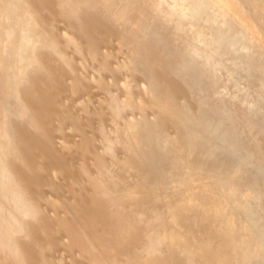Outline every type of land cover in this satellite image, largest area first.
Instances as JSON below:
<instances>
[{
  "label": "bare ground",
  "instance_id": "6f19581e",
  "mask_svg": "<svg viewBox=\"0 0 264 264\" xmlns=\"http://www.w3.org/2000/svg\"><path fill=\"white\" fill-rule=\"evenodd\" d=\"M55 14L76 29H55ZM103 32L130 43L121 59L96 54ZM80 40L90 76L76 67ZM176 45L187 58L174 64L160 51ZM238 49L259 53L256 68L264 62V0H0V264H55L44 250L56 241L71 264H264V142L255 139L254 150L237 138L232 111L205 96ZM162 63L196 109L174 95L179 85L155 75ZM123 70L131 77L118 81ZM91 80L103 93L94 112L100 146L90 165L79 160V177L69 176L71 194L43 210L35 185L54 187L52 174L63 171L49 126L69 119L85 137L81 148L94 138L77 111L52 124L43 118L46 89L85 91Z\"/></svg>",
  "mask_w": 264,
  "mask_h": 264
},
{
  "label": "rangeland",
  "instance_id": "374dc122",
  "mask_svg": "<svg viewBox=\"0 0 264 264\" xmlns=\"http://www.w3.org/2000/svg\"><path fill=\"white\" fill-rule=\"evenodd\" d=\"M51 21L53 22L55 29L61 31H72L76 29V24L70 18L60 16L59 14H55ZM103 34V38L96 42V54H100L106 49L113 54L109 56L111 62L113 60L121 59L124 50L129 47L130 43L122 38L117 32H103ZM80 43L84 56L82 58L80 57L81 59L77 56L74 58L77 61L76 67L77 70L84 73L85 76H90L94 71L91 66L92 61L88 60V47L83 40H80ZM166 53L172 55V62L174 64L184 62L183 60L187 58V56L181 53V46L179 45L162 50V53L160 51L161 55ZM261 58L262 57H260L258 52L248 54L244 49L228 52L223 59V64L217 71L220 81L217 84L209 86L208 92H205L206 99L210 106L213 107L217 102H220L221 108L226 107L232 111L234 115L233 128L235 129L236 137L242 138L243 141L248 143L249 147L254 150L256 149L257 139L260 142H264V108H257V106L263 104L261 102L262 96L264 98V62L259 65V69L255 67L256 65L258 66ZM218 59L219 55L215 54L212 62L218 61ZM101 72H103V70ZM128 74L129 72L126 70L121 71L118 75V81L130 78L131 76ZM155 75L158 78L166 79L170 83L179 85L178 88L175 87L172 89L174 95L178 99H185L191 109H196L198 101L192 97L189 89L185 87L182 78L168 65L163 63L160 64L159 67L155 69ZM104 76L109 78L107 73H105ZM134 79H138V83L140 84H145V81L141 76H135ZM206 81L209 82L210 80L206 79ZM45 93L51 106V110L46 112L43 116L45 120L52 124V122L56 120L64 110L67 111L71 109L79 113L85 134L90 135L91 133L94 136L92 143L90 141L87 143L86 148H81V146L85 144V137L83 134H80L79 131L72 128L69 119H61V128L59 130L55 127L49 126L48 137L53 144L52 153L57 160L62 163L63 171L61 174L59 171L52 174L51 178L55 184L54 187H48L45 184L37 183L32 193L34 195L40 194L39 205L41 209L52 210L51 205H53V202L50 200L54 201L71 194V191L68 190V178L69 176H80L77 169V163L79 160L84 159L89 164V161L93 158V149L100 146V139L103 131L97 126L94 112L95 109L100 108L99 105L102 106L100 98L103 97V93L100 88L94 84L93 80L87 83V89L85 91L81 88L75 91L48 88ZM140 94L145 96L143 92ZM218 94H220V96H218ZM82 104L86 105V111L81 108ZM102 110V114L105 115L104 123L108 126L110 123L107 113L108 111L104 109ZM232 138H228L230 139L228 141L230 142ZM41 149L40 146H35V150L39 151ZM244 152L245 150L242 149L241 153ZM118 153L121 154L120 151H118ZM229 156H231V154L229 155L228 150L221 154V158L226 160L230 159ZM191 158H194V155ZM130 172L132 173L134 170L131 168ZM263 178L264 176H260L261 181H264ZM253 203H255V201H253ZM57 204L55 207L61 212L62 205ZM254 205L256 206V204ZM257 210L261 215L264 214V211L261 208L257 207ZM56 233L62 237V229H59ZM55 244L57 247L56 250L45 249L44 253L52 256L55 264H71L68 261L66 253L68 247L64 246L63 243L59 241H56ZM197 257L198 256H196V258ZM78 259L84 262L83 257L78 256ZM37 264L43 263H39L38 261Z\"/></svg>",
  "mask_w": 264,
  "mask_h": 264
}]
</instances>
